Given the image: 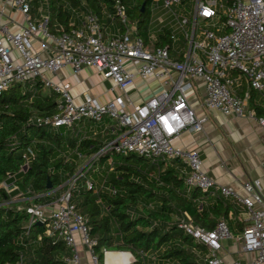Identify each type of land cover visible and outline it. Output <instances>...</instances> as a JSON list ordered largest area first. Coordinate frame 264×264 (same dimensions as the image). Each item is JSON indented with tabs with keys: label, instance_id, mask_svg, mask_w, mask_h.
I'll return each mask as SVG.
<instances>
[{
	"label": "built area",
	"instance_id": "2783aa9c",
	"mask_svg": "<svg viewBox=\"0 0 264 264\" xmlns=\"http://www.w3.org/2000/svg\"><path fill=\"white\" fill-rule=\"evenodd\" d=\"M1 2L21 15L22 25L14 32L0 25V92L12 84L28 83L34 89L35 83H40L42 89L59 97L57 112L40 119V124L57 130L83 119L99 123L108 115L115 121L117 136L105 143L100 153L136 154L153 164L178 160L185 166L188 189L230 198L246 215L245 219L237 218L244 227L241 238H235L243 257L226 261L220 254L223 242L233 240L227 221L222 219L213 230H205L182 213L176 220L177 227L205 247L204 263L264 264L261 183L247 180L242 185L245 195L240 196L207 175L198 149L175 145L183 132L203 130L207 117L197 114L198 103L224 117L254 120L264 130V116L257 118L255 110L264 109V0H162L163 8L172 12L169 24L146 38L138 35L136 24L129 22L119 0L114 4L116 16L110 18L122 29L113 36L106 35L98 16L92 13L83 15L79 26L54 34L48 27V14L40 8L39 18L32 15L31 0ZM186 2L194 4L188 16L172 11ZM177 30L183 32L182 40L176 38ZM160 35H167L168 40L162 46L156 45ZM178 42L182 44L179 51L174 48ZM65 67H71L74 74L83 67L94 69L118 95L105 104L86 95L76 105L69 84L52 81ZM233 74L238 76L232 79ZM138 80L144 86L141 90L136 86ZM198 81L203 88L201 103L194 93L190 94ZM131 89H137L139 95L148 91L151 96L134 102L128 97ZM251 101L255 107L250 106ZM108 165L111 170L112 158ZM86 187L91 188L92 182ZM70 197L67 189L48 217L44 206L31 205L26 210L29 224L41 223L47 236H55L65 244L69 250L66 264H133L130 252L106 249L99 262L93 252L95 242L89 238L88 227ZM82 252L87 256L83 258Z\"/></svg>",
	"mask_w": 264,
	"mask_h": 264
},
{
	"label": "trees",
	"instance_id": "16d2710c",
	"mask_svg": "<svg viewBox=\"0 0 264 264\" xmlns=\"http://www.w3.org/2000/svg\"><path fill=\"white\" fill-rule=\"evenodd\" d=\"M119 1L129 22L136 24L138 35L146 38L153 0ZM114 4L115 0H31V13L39 18L41 8L48 14V27L54 34L77 27L76 14L97 15L106 29L110 17L116 16ZM166 36L160 35L156 45L168 41ZM35 84L34 89L28 83L12 84L0 92V185L15 187L9 191L0 186V264H66L69 250L65 244L47 236L44 225H30L26 209L7 202L20 191L35 196V203L58 200L81 158H94L90 170L113 159L99 187L92 182L87 188V179L79 186L75 180L70 197L95 242L93 252L100 263L106 249L130 252L133 264H205V247L177 227L182 213L205 230H213L222 219L230 232L241 230L237 218L234 224L228 219L234 206L226 199L216 196L207 206L199 203L210 195L185 186V166L178 160L150 164L136 154L100 153L104 144L97 139L79 140L66 130L54 131L40 124V119L57 112L58 95L43 94L41 84ZM250 106L255 107L253 101ZM255 108L257 118L264 116V109ZM48 181L51 190L46 189Z\"/></svg>",
	"mask_w": 264,
	"mask_h": 264
},
{
	"label": "crops",
	"instance_id": "0c3cea01",
	"mask_svg": "<svg viewBox=\"0 0 264 264\" xmlns=\"http://www.w3.org/2000/svg\"><path fill=\"white\" fill-rule=\"evenodd\" d=\"M1 12L0 25L7 26L12 32L17 31L22 25L21 15L9 10L0 0ZM37 14H39V10ZM75 17L79 26L82 16L76 14ZM36 18H38L37 15ZM115 22L116 20L111 24ZM54 27L57 28L56 25ZM52 81L54 83L69 84L70 93L76 105L81 104L86 95L92 96L100 104H105L118 95V91H111L110 84L103 81L101 76L89 67L81 68L77 74L72 72L71 67H65L52 77ZM136 86L139 90L144 88L143 83L139 80L136 82ZM137 89H131L128 93V97L134 102L151 96L148 91H143L142 95H139ZM48 93H50L49 90L43 89V94ZM193 93L194 97L197 98V102L201 103L203 88L200 81L196 83L194 91L190 94ZM195 107L198 115L207 117L203 130L197 133L183 132L175 141V145L198 149L204 171L217 184L229 187L240 196H243L245 195L242 187L243 183L247 180H258L261 183L264 197V130L259 127L256 121L246 118L224 117L216 111L200 107L199 103ZM65 130L69 134L77 136L79 140L84 138L97 139L103 144L116 139L117 136L114 124L106 119L99 123L83 119ZM75 154L77 153L75 152ZM13 189H15L14 186L9 187L8 190ZM215 197L210 195L209 198L200 200L199 203L207 206L213 203ZM226 200L234 206V209L228 214V219L231 221L236 218L243 219V209L232 199L227 198ZM230 214H232L231 218H229ZM224 243L225 241L223 242L224 250L221 255L226 261L243 257L240 254L241 247L237 250L234 245V248L228 250L224 247ZM82 255L84 258L87 253L82 252Z\"/></svg>",
	"mask_w": 264,
	"mask_h": 264
},
{
	"label": "rangeland",
	"instance_id": "374dc122",
	"mask_svg": "<svg viewBox=\"0 0 264 264\" xmlns=\"http://www.w3.org/2000/svg\"><path fill=\"white\" fill-rule=\"evenodd\" d=\"M188 1H190V0H188ZM193 6H194L193 3L186 2L183 5H177L176 7H174L172 9V11L174 13H176L177 15L183 14L185 16H188L189 14H191V12L193 10ZM150 11H151V19H150V23H149V26H150L149 32L151 34H155L159 31V28H161L162 25L168 26L172 12L167 10V9L165 10L163 8L162 0H153L150 4ZM75 18H77V17H75ZM118 29L121 30L122 26L119 24L118 21H116L115 23L110 24L105 29L106 35L108 34V36H113L116 34ZM175 35H176V38L179 40H182L184 37L183 32L180 30H177L175 32ZM174 48L177 51H179L182 48V44H180L178 42L177 44L174 45ZM237 76H238V74H233V75H231V78L235 79ZM239 78H243V77L240 75ZM234 88L236 89V83H234ZM257 100L259 101L258 98H257ZM103 119L109 120L113 124L115 123V121L112 120V118H110V116H108V115H104ZM65 129L66 128H61V129H57V130L63 131ZM54 131H56V129ZM93 159H94L93 157L81 158V160L78 163V169H77L76 173L74 174V176L72 178L68 179L65 183V185L68 186V189L70 191H72L73 189L76 188L75 180L78 181L79 186H81L84 183L85 179H87V180H85V185L88 182H93V183L97 184V187L100 186V184L102 183L103 177H104V175L108 169V163H105L104 165L97 164L94 166L93 169L90 170L91 162ZM166 162H168V161H166ZM149 163L152 164L151 161ZM0 186L4 187L3 184H1ZM9 187L10 186L8 185V189H9ZM11 187H12V185H11ZM35 199H36L35 196L30 195L28 193H25L23 191H20L19 194H17L16 196H12V198L7 202V204L9 206H16V208L19 210H21V209L27 210V208H29L31 205L44 206V209H45L44 214L46 217H48L51 210L55 208L56 200L52 201L49 204H46V203H35L34 202ZM242 218L245 219L246 215H243ZM232 223L234 224V221H232ZM238 225H240L241 230H239L238 228H235V230H231L233 240L228 239L224 243L225 244L224 247L227 248L228 250H230V248H234V245H235L237 250L240 248V244L236 243L235 238H237V237L241 238V234L243 232V224L238 223Z\"/></svg>",
	"mask_w": 264,
	"mask_h": 264
},
{
	"label": "water",
	"instance_id": "95a60500",
	"mask_svg": "<svg viewBox=\"0 0 264 264\" xmlns=\"http://www.w3.org/2000/svg\"><path fill=\"white\" fill-rule=\"evenodd\" d=\"M143 9H144V4L142 5L141 10L143 11ZM46 189L51 190V183H50V181L47 182ZM38 225H41V223L38 222Z\"/></svg>",
	"mask_w": 264,
	"mask_h": 264
}]
</instances>
